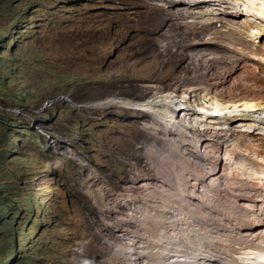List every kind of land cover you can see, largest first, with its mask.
I'll list each match as a JSON object with an SVG mask.
<instances>
[{
    "label": "bare ground",
    "instance_id": "1",
    "mask_svg": "<svg viewBox=\"0 0 264 264\" xmlns=\"http://www.w3.org/2000/svg\"><path fill=\"white\" fill-rule=\"evenodd\" d=\"M177 1L171 25L180 35L154 52L164 67L184 64L187 53L196 58L184 86L189 101L173 105L176 96L161 92L157 73L148 101L102 103L150 114L148 130L157 136L160 125L174 131L146 149L149 173L134 194L96 201L128 207L116 219L126 223L129 241L103 263L264 264V0L162 3ZM167 26L153 22L152 41L164 28L170 34ZM133 167L142 168L136 159Z\"/></svg>",
    "mask_w": 264,
    "mask_h": 264
},
{
    "label": "clouds",
    "instance_id": "2",
    "mask_svg": "<svg viewBox=\"0 0 264 264\" xmlns=\"http://www.w3.org/2000/svg\"><path fill=\"white\" fill-rule=\"evenodd\" d=\"M45 2L46 0H0V100L6 102L5 107L0 110V264H56V257L62 254L58 249L56 250L58 239L64 240V237L70 234L71 240L73 229L75 227L80 229L78 215L81 212V201L77 204L74 200L73 193L69 189L68 177L63 173V167L69 164L71 159L69 147L63 141L70 137V145L75 146L78 140L74 137V133L80 125L82 129L85 126L77 118L74 120L70 117L76 108L69 93H63L66 78L70 74L58 75L56 88L60 92L48 93L45 96L46 99L40 103L36 97L32 74L42 69L43 57L40 52L25 51L21 38L29 32L36 35L39 22H45L49 17L55 16L56 12L68 6L71 9H79L86 0H64L54 7L48 6ZM162 5L164 6L165 3ZM153 22L142 28L150 33L146 50L160 49L163 44L161 39L152 41L155 36L149 30V26ZM95 29L101 36L100 54L110 57L109 60L105 59V64L118 63L119 66L123 63H132L131 57H125V54L134 37V32L119 25L113 0H101ZM27 39L28 37L25 36L22 40ZM157 42L159 46H155ZM153 55V58H156L155 52ZM162 67L165 68L163 64ZM103 68L106 71L109 70L106 65ZM177 77L179 81L175 87L163 86L168 88L166 91L162 90L159 78V87L161 92L176 96L169 100L173 105L178 102L186 104L190 95L185 91L186 83L183 82V76L180 75L179 70ZM149 85H151L149 81L146 86L141 84L142 92L138 91L137 94L141 95L145 91L150 98L151 95L146 89ZM114 95L117 94L104 96L89 108L120 106L139 111L138 114L144 113L150 118V121L144 124L146 127L144 128L155 136L154 140L144 147L138 145L139 149H144L141 156L144 164L138 156L129 159L133 161L131 168L138 176L133 191L127 194H134L136 187L140 185L138 182L147 178L145 175L148 176L149 173V166L145 159L146 149L153 143L161 141L162 134H170L174 131L171 127L160 125L159 128L162 130L155 131L157 136L148 130L155 120L150 114L119 102L110 105L102 104L111 97L148 101ZM122 112L118 114H133L131 111ZM171 114L178 115V111L172 109ZM91 135L93 136L92 132ZM98 141L95 143L97 144ZM58 144L60 146L56 150ZM135 159L142 166L140 170L133 167ZM144 170L147 171L146 174L143 173ZM107 194L108 190L103 189L100 198L93 192L94 197L89 195L97 205H99L96 202L98 200L108 205L118 198L116 196L106 202ZM119 205L125 207L127 212L117 215L113 211H101L105 218L114 217L115 220L110 219L112 226L106 224L109 220L102 219L104 228H94L95 235H101V240L111 249L112 257L118 243L129 241L126 223L116 219L124 217L128 213V207L119 203L102 208L114 209ZM112 231L116 236L110 240L105 235ZM50 259L52 262L48 263ZM64 260L66 259L62 257L61 264H64ZM103 262L102 259L98 260V264H104ZM66 264H84V262L83 259L79 263L69 259Z\"/></svg>",
    "mask_w": 264,
    "mask_h": 264
},
{
    "label": "rangeland",
    "instance_id": "3",
    "mask_svg": "<svg viewBox=\"0 0 264 264\" xmlns=\"http://www.w3.org/2000/svg\"><path fill=\"white\" fill-rule=\"evenodd\" d=\"M61 1L64 0H46L45 3L54 7ZM113 1L119 25L134 32L125 54V57H131L132 63L107 65L105 59L109 60L110 57L100 54L101 36L95 29V21L101 0H86L79 9H71L68 6L45 22H39L36 35L29 32L25 35L28 37L27 40H22L25 36L21 38L25 51H37L43 57L42 69L32 74L37 100L41 103L48 93L60 92L56 88L57 76L70 74L66 78L63 90V93H69L76 108L70 117L74 120L77 118L85 125L83 129L80 125L74 133L78 140L75 146L70 145V137L63 141L71 154L69 164L63 167V173L68 177L69 189L74 200L77 204L81 201V212L78 215L80 229L78 227L73 229L71 240L69 234L64 240L57 241L56 250L62 254L56 257V264L62 263V257L66 259L64 264L69 259L75 263L83 259L84 264H98L99 259L106 261L112 257L111 249L101 240V235H95L94 228H104L102 219L115 220L114 217L105 218L101 211H113L118 215L126 213L127 209L120 205L114 209H102L94 202L88 190L98 198L103 189L108 190L106 202L133 191L138 174L132 170L133 161L129 159L138 156L144 164V160L141 159L144 149H139L138 145L144 147L155 138L144 128V124L150 121L144 113L138 114L139 111L120 106L97 109L89 107L104 96L112 94L146 101L149 96L145 91L141 95L137 94L138 91L142 92L141 84L146 86L159 72L154 82L159 87L160 78L162 90L166 91L169 87L177 85L178 70L183 76V82L187 84L189 82L187 79L193 75L189 69L197 64L196 58L189 54L187 55L189 59L187 58L184 64L178 62L163 68V59L153 58L154 50L145 49L150 33L142 28L153 21L168 23L170 34H167L165 28L157 33L162 43L167 40V36H176L177 39V35H180L179 27L176 24L171 25V21L179 18V15H176L179 1L174 2L173 6H163L162 0ZM160 4L162 6H159ZM159 45V42L155 44ZM189 63L192 64L191 67ZM104 65L109 67L108 71L104 70ZM210 75H213V71ZM164 85L168 88H164ZM5 105V100H0V110ZM122 111H131L133 114L119 115L118 113ZM59 146L60 144L56 150ZM143 173L146 174L147 171L144 170ZM105 236L111 240L116 234L112 231ZM51 262L50 259L48 263Z\"/></svg>",
    "mask_w": 264,
    "mask_h": 264
},
{
    "label": "built area",
    "instance_id": "4",
    "mask_svg": "<svg viewBox=\"0 0 264 264\" xmlns=\"http://www.w3.org/2000/svg\"><path fill=\"white\" fill-rule=\"evenodd\" d=\"M179 103V102H178Z\"/></svg>",
    "mask_w": 264,
    "mask_h": 264
}]
</instances>
